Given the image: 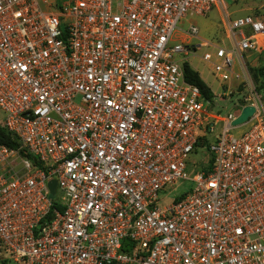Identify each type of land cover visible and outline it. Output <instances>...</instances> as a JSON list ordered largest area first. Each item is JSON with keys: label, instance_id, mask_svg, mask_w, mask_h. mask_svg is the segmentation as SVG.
<instances>
[{"label": "built area", "instance_id": "obj_1", "mask_svg": "<svg viewBox=\"0 0 264 264\" xmlns=\"http://www.w3.org/2000/svg\"><path fill=\"white\" fill-rule=\"evenodd\" d=\"M228 1L0 0L1 125L19 143L0 144V264H264V101L250 70L264 21ZM213 9L224 40L180 26ZM196 57L220 100L241 94L236 114L184 80Z\"/></svg>", "mask_w": 264, "mask_h": 264}, {"label": "rangeland", "instance_id": "obj_2", "mask_svg": "<svg viewBox=\"0 0 264 264\" xmlns=\"http://www.w3.org/2000/svg\"><path fill=\"white\" fill-rule=\"evenodd\" d=\"M228 11L231 13V16L237 17L242 15H251L258 16L264 21V0H238L236 3L227 2ZM180 24L181 27L186 28L188 24L195 25L199 32V36L203 39L214 38L218 41L225 39V33L222 26V21L220 19V14L217 13L215 9L210 11L207 16H191L185 17ZM264 38V36H263ZM190 65L204 77L207 85L211 88L214 93L217 105L214 107L215 111L220 112L221 115H224L226 112L231 111L233 114H236L238 110L234 108V103L241 96L238 91L229 93L224 97V100H220L219 97L223 92V88L219 86L218 82L214 79L212 74L209 71V68L204 65L197 57L191 58L189 60ZM262 99L264 101V87L259 90ZM3 119V112L0 109V123ZM237 132V131H236ZM207 152L204 149L199 148L196 152H192L187 160V171L192 168V164L200 162V159L207 158ZM183 185V186H182ZM184 188H188L189 184L187 182L181 183L179 185H171L167 187V191L170 192L172 196H178ZM60 197V191L57 190L56 194L52 196V200H58ZM171 200L167 198L162 201L160 205L167 204ZM4 264H20L12 260L5 261Z\"/></svg>", "mask_w": 264, "mask_h": 264}, {"label": "trees", "instance_id": "obj_3", "mask_svg": "<svg viewBox=\"0 0 264 264\" xmlns=\"http://www.w3.org/2000/svg\"><path fill=\"white\" fill-rule=\"evenodd\" d=\"M184 80L198 87L202 97L212 100L214 93L207 83L202 79L199 72L195 70L188 61H183L181 64ZM252 77L257 84V89L264 87V51L260 54V63L250 67ZM206 138L202 143L206 142ZM0 144L8 147H18L19 143L16 137L6 130L0 123ZM32 158L30 155H27Z\"/></svg>", "mask_w": 264, "mask_h": 264}, {"label": "water", "instance_id": "obj_4", "mask_svg": "<svg viewBox=\"0 0 264 264\" xmlns=\"http://www.w3.org/2000/svg\"><path fill=\"white\" fill-rule=\"evenodd\" d=\"M254 108L252 106H245L241 109L239 115L232 121L234 125L241 124L245 122L248 117L253 113ZM48 188L50 194L53 196L56 191V181L54 179L48 182Z\"/></svg>", "mask_w": 264, "mask_h": 264}, {"label": "bare ground", "instance_id": "obj_5", "mask_svg": "<svg viewBox=\"0 0 264 264\" xmlns=\"http://www.w3.org/2000/svg\"><path fill=\"white\" fill-rule=\"evenodd\" d=\"M264 35H261L259 36V43L263 44L264 45V38H263Z\"/></svg>", "mask_w": 264, "mask_h": 264}, {"label": "crops", "instance_id": "obj_6", "mask_svg": "<svg viewBox=\"0 0 264 264\" xmlns=\"http://www.w3.org/2000/svg\"><path fill=\"white\" fill-rule=\"evenodd\" d=\"M215 10L217 11L218 14H220L219 11H218L217 9H215ZM198 72H199V71H198ZM199 74H200V72H199ZM200 76H201L202 79L206 82V80L204 79V77H203L201 74H200Z\"/></svg>", "mask_w": 264, "mask_h": 264}]
</instances>
